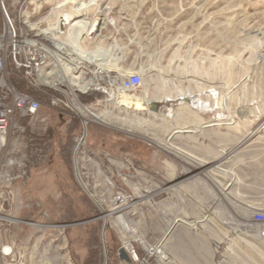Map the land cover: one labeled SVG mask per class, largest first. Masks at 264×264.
I'll list each match as a JSON object with an SVG mask.
<instances>
[{
  "label": "rangeland",
  "instance_id": "374dc122",
  "mask_svg": "<svg viewBox=\"0 0 264 264\" xmlns=\"http://www.w3.org/2000/svg\"><path fill=\"white\" fill-rule=\"evenodd\" d=\"M89 8L88 19L96 14L104 28L80 46L105 56L99 67L112 79L137 72L142 80L111 96L95 81L79 96L102 101L90 106L97 119L87 121L78 168L82 121L48 112V155L16 195H3L0 245L13 251L5 263L116 264L119 216L152 244L176 218L206 213L208 226L183 232L179 221L164 238L178 264H264L257 228L238 226L264 212V0H97ZM146 101L147 109H134ZM203 124L213 125L198 129ZM169 143L209 164L188 161ZM214 164L225 172L204 178ZM193 178L221 210L198 207L190 197L198 191L186 182ZM175 194L183 203L177 211Z\"/></svg>",
  "mask_w": 264,
  "mask_h": 264
},
{
  "label": "built area",
  "instance_id": "2783aa9c",
  "mask_svg": "<svg viewBox=\"0 0 264 264\" xmlns=\"http://www.w3.org/2000/svg\"><path fill=\"white\" fill-rule=\"evenodd\" d=\"M61 3L63 0H0V210L4 206L3 195H16L27 182L30 170L48 155V112L55 113L59 118H63L65 113L75 114L82 121V130L74 137V159H78V148L87 146L88 134L80 106H93L94 102L102 101L95 97L88 103L79 96L96 87L95 81L98 87H102L100 82L108 85L107 92L111 96L136 88L142 80L137 72L112 79L99 67L101 59L83 58L79 61L74 52L78 43L69 36L67 29L59 28L62 11L65 7L73 9L70 4L63 9ZM94 18H97L96 14L90 20ZM82 35V39L93 40L87 30ZM12 73L17 82L25 84L27 90L16 88ZM65 73L68 76L81 75V79L89 85L84 91L77 84L69 86L62 81ZM89 158L85 152L81 156L84 162ZM224 171L220 164H214L208 172L209 176H218ZM230 174L227 185L235 179L234 174ZM217 200L214 205L221 210L220 199ZM178 222L176 218L164 235L152 244L132 227L125 230L122 224H118L116 264H178L162 244ZM239 226L246 230L257 228L259 238L264 240V212L253 211L249 219L239 223ZM137 232L144 241L135 236ZM6 246L0 245V264H6L5 258L13 255L12 246H7L9 253L4 252ZM119 247L125 250L128 261L118 257Z\"/></svg>",
  "mask_w": 264,
  "mask_h": 264
},
{
  "label": "bare ground",
  "instance_id": "6f19581e",
  "mask_svg": "<svg viewBox=\"0 0 264 264\" xmlns=\"http://www.w3.org/2000/svg\"><path fill=\"white\" fill-rule=\"evenodd\" d=\"M96 1L97 0H63V3L60 4L61 7H64L67 6L68 4H70L71 8L73 10H69L65 7V10H63L62 12L64 11H67V12H70V13H73L76 18L74 20H72L67 26H65V28L61 29L60 28V20H59V28L60 30H66L68 31L69 33V36L72 37L74 40H75V43L77 42L78 43V47H76V49H74V52L76 53V56L78 58L79 61H82L83 58H94V59H101L100 62L98 61V65H105L106 62L104 61L106 58L105 56H103L102 53H100V51H87L85 50L83 47L80 46V43L82 41V37H83V32L85 30L88 31V34L91 35V37L94 39L96 37H99L100 35V30H98V27L101 23V20L102 19H99L98 17L97 18H94L92 20L90 19H86L85 16H78V13H80L82 10H85L86 8H89L91 7L92 5L96 4ZM95 19H98L99 20V25H97L96 29H94V31L92 33H89L90 31V28L92 27ZM83 42V41H82ZM97 50V49H96ZM107 60V59H106ZM81 63V62H80ZM80 67L82 68V64H80ZM107 67V66H106ZM103 70H107V69H103ZM83 71V69L81 70V72ZM76 73V72H75ZM130 72H123V75L125 74H128ZM71 75V74H70ZM68 76L67 73H65L62 77V81H70L72 80V82L70 83H67L69 86L71 85H74V84H77L79 86V89H81L82 91H84L87 86L89 85V82L85 83L82 79H81V75H71V76ZM129 75V74H128ZM127 76V75H125ZM68 77V78H66ZM139 98V97H138ZM95 100V99H94ZM118 103V102H117ZM196 103V102H195ZM135 107L134 109L137 110H144V109H147L148 108V102H136L135 103ZM126 106V105H125ZM93 107V106H92ZM133 107V106H132ZM131 109V108H130ZM80 114L82 115L83 119H84V124L86 126V130H87V121H89L90 119H97V116L95 114H92V108H90L89 105H86V106H80ZM88 118V119H87ZM90 118V119H89ZM213 124H216V123H213ZM213 124H203V125H200L198 127V129L200 128H203V127H206V126H209V125H213ZM130 128V127H129ZM128 128V129H129ZM125 131H128L127 130V127L124 128ZM123 129V130H124ZM194 132L193 130H188V129H177L175 131H173V133H178V132ZM252 133V132H251ZM172 134V133H171ZM169 146H170V149H173V150H178V151H183L181 150L180 148H178L177 146L169 143ZM191 161H198V162H202V163H205V164H209V161H204V160H201V159H198V158H195V160H191ZM74 162L76 163V167H77V163H78V159H74ZM197 162V163H198ZM211 166V165H209ZM212 167V166H211ZM78 168V167H77ZM209 168V167H208ZM214 168V166H213ZM225 169V168H224ZM209 171V169H207V171H205V174H207ZM225 172V171H224ZM122 206V205H121ZM121 206H117L115 207L114 209L116 210H120L121 209ZM120 220V223L122 224V226H124L125 230H130L131 228L127 225V222L126 220L122 217V216H119L118 217ZM208 218L207 215H202L200 216L199 218H197L198 221L202 222L204 220H206ZM13 219V218H12ZM15 220V219H14ZM231 224L234 225L235 222H231V221H227ZM236 224V223H235ZM239 224V223H238ZM237 226V224L235 225ZM239 226V225H238ZM237 226V227H238ZM238 229V228H237Z\"/></svg>",
  "mask_w": 264,
  "mask_h": 264
},
{
  "label": "crops",
  "instance_id": "0c3cea01",
  "mask_svg": "<svg viewBox=\"0 0 264 264\" xmlns=\"http://www.w3.org/2000/svg\"><path fill=\"white\" fill-rule=\"evenodd\" d=\"M90 8H86L85 10H82L80 13H81V15L80 14H78V16L80 17V16H85V18L86 19H88L89 18V16L87 15L88 14V10H89ZM88 17H87V16ZM103 28L104 27H102L101 28V31H100V35H99V37H101V35H102V30H103ZM94 39H96V38H94ZM82 41H83V39H82ZM81 41V44H83V42ZM200 109H202V108H198V107H196V108H192V111H196L197 112V114H199L200 112H201V110ZM203 113V112H202ZM207 127V126H206ZM177 130V129H176ZM175 131V130H174ZM177 133V132H176ZM178 133H183V132H178ZM175 134V133H174ZM176 146V145H175ZM182 150V149H181ZM182 153H184L185 155H186V159L188 160V161H190L191 162V160H195V157H193L192 155H190L189 153H186L185 151H181ZM202 160V159H201ZM182 173H184V171L183 172H181V174ZM208 176H209V174H203V177L204 178H208ZM198 177V176H197ZM210 177V176H209ZM196 181V178H193V179H191V180H187L186 182H187V184H189V183H191V184H189V185H192V186H194L193 188H195L197 191H198V198H196L197 197V194L195 193V194H191L190 195V197H193V198H195V200L196 201H198V207L199 208H201L202 210L203 209H209L210 207H211V204H215L216 203V200H217V197H216V195H214V194H209V192H208V190H206V185H204V184H202L201 182H196L195 184H194V182ZM184 184V183H183ZM186 184V185H187ZM189 185L187 186V188L189 187ZM191 186V187H192ZM185 187V186H184ZM225 187H226V185H225ZM175 189L176 190H174V191H178V190H181L182 189V186L180 187H175ZM185 189L186 188H184L183 189V192H184V195H189L188 194V191H187V189H186V191H185ZM225 189V188H224ZM171 202V201H170ZM172 203H173V201H172ZM180 205H183V203H180L179 201H178V197H177V194H175V198H174V210H176L177 211V209L178 208H182V206H180ZM170 208H171V206H170ZM206 213H199V215L194 219V220H189L188 218H186V217H183V218H178L177 220H179L180 222H182L183 223V225H179V226H177V227H181V231H185V229H188V228H190V227H193V226H195V224L196 223H200L201 225H207L208 224V222L210 221V219L209 220H207V221H202V222H200V221H198L197 220V218H199L200 216H202V215H205ZM207 214H210V213H207ZM211 215V214H210ZM212 217V216H211ZM232 225V224H231ZM230 225V226H231ZM208 226V225H207ZM226 235H227V231H225L224 232Z\"/></svg>",
  "mask_w": 264,
  "mask_h": 264
},
{
  "label": "water",
  "instance_id": "95a60500",
  "mask_svg": "<svg viewBox=\"0 0 264 264\" xmlns=\"http://www.w3.org/2000/svg\"><path fill=\"white\" fill-rule=\"evenodd\" d=\"M76 18V16L73 13L64 11L60 14V28L63 29L65 28V26H67L72 20H74ZM99 23L98 19H95L92 27L90 28L89 33H92L94 31V29H96L97 25ZM4 252L9 253L10 252V248L9 247H5ZM118 257L124 259L125 261H128V255L126 254L125 250L122 247L118 248Z\"/></svg>",
  "mask_w": 264,
  "mask_h": 264
},
{
  "label": "trees",
  "instance_id": "16d2710c",
  "mask_svg": "<svg viewBox=\"0 0 264 264\" xmlns=\"http://www.w3.org/2000/svg\"><path fill=\"white\" fill-rule=\"evenodd\" d=\"M12 76H13V79H14V82H15V86H16V88H17L18 90H27V89H28V88H26V86H25V84H24L23 82H17V81L15 80V77H14V74H13V73H12ZM48 133H49V137H51V135H52V130L49 129ZM117 247H118V244H117V246L113 249V251L111 252L112 255H113V257L116 255Z\"/></svg>",
  "mask_w": 264,
  "mask_h": 264
}]
</instances>
